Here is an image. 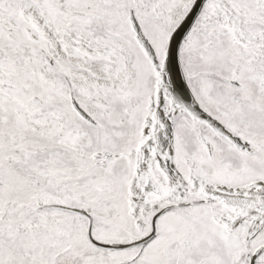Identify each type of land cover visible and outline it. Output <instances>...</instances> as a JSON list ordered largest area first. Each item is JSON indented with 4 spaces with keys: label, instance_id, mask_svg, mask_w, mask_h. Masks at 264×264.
<instances>
[{
    "label": "snow or ice",
    "instance_id": "1",
    "mask_svg": "<svg viewBox=\"0 0 264 264\" xmlns=\"http://www.w3.org/2000/svg\"><path fill=\"white\" fill-rule=\"evenodd\" d=\"M0 264H264V0H0Z\"/></svg>",
    "mask_w": 264,
    "mask_h": 264
}]
</instances>
